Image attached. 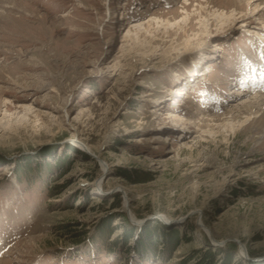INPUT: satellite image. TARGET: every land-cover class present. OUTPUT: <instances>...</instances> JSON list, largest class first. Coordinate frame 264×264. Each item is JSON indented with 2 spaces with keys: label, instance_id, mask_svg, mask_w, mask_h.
I'll return each instance as SVG.
<instances>
[{
  "label": "rangeland",
  "instance_id": "1",
  "mask_svg": "<svg viewBox=\"0 0 264 264\" xmlns=\"http://www.w3.org/2000/svg\"><path fill=\"white\" fill-rule=\"evenodd\" d=\"M128 1L131 24L119 0H0V264H126L86 245L109 216L119 235L127 209L182 235L170 255L139 263L132 250L128 264H193L230 241L235 264L246 252L264 264V115L210 120L264 93V0ZM196 64L191 97L169 100ZM87 143L86 157L68 146Z\"/></svg>",
  "mask_w": 264,
  "mask_h": 264
},
{
  "label": "trees",
  "instance_id": "2",
  "mask_svg": "<svg viewBox=\"0 0 264 264\" xmlns=\"http://www.w3.org/2000/svg\"><path fill=\"white\" fill-rule=\"evenodd\" d=\"M70 148H72L75 152L86 157V153L77 149L73 145L68 144ZM28 166V165H27ZM43 164L40 165L39 177H43V169L46 171L49 169V165H47L48 169L43 168ZM24 168V172H30L31 168ZM20 170V168L18 169ZM33 170V169H32ZM31 170V171H32ZM121 174L126 176L127 178H132L133 175H138L139 172L137 169H128L121 168L119 171ZM46 173V172H45ZM29 175H23L22 179H29ZM64 185H55L53 186L54 195L62 192ZM120 203L119 193L116 194V201L112 204L113 207H116ZM119 206V205H118ZM119 216L122 218V231L119 235L113 236L114 232H116V225H112V220L114 216H109L102 221L99 225L96 226V232L94 237H91V242L86 245L88 250L92 249L93 251L101 250L102 247L106 248L110 254L117 255V258L122 254L125 257L124 263L128 264V257L131 256L130 253L132 250H135L134 253L137 256L141 257L139 263L147 259L154 258L156 253L163 252L166 255H170L173 249H175L178 244L182 241V235L179 230L176 229H168V227H164L162 223L159 221L154 224H145L143 227H138L135 224H132L128 219L127 215L124 212H118ZM63 232L62 234L73 233L71 240L73 242H77V240L81 239V235L83 231L74 233L73 227L70 224H66L62 226ZM139 234L136 235V231L139 230ZM192 229V228H191ZM190 229V230H191ZM80 235V236H79ZM78 236V237H77ZM98 236L100 241H94L95 237ZM186 239L188 237H185ZM236 244L234 242H227V247H220L216 249H209L204 251L200 258L195 261L193 264H235L236 263ZM122 249V251H120ZM98 252V251H97ZM159 252V253H160ZM127 260V261H126ZM246 260V259H245ZM249 264H258L254 260H246ZM114 264V263H113ZM187 264V263H186Z\"/></svg>",
  "mask_w": 264,
  "mask_h": 264
},
{
  "label": "bare ground",
  "instance_id": "3",
  "mask_svg": "<svg viewBox=\"0 0 264 264\" xmlns=\"http://www.w3.org/2000/svg\"><path fill=\"white\" fill-rule=\"evenodd\" d=\"M236 1H238V0H236ZM126 6H127V2H126ZM2 8H3V6H2ZM219 12V13H218ZM215 13H217V15L218 16H221V15H224V17H231L232 16V14H229V13H227V11H224L223 9L222 10H220V8H216L215 9ZM186 14V13H185ZM154 19H156V21H157V26L158 27H164V28H169V26L170 25H173V24H178V23H180V21H184V20H186V19H188V16L187 15H178V16H176V17H174V19L172 18V19H169V18H163V17H161V16H157V17H155ZM132 22V21H131ZM135 22V21H134ZM143 23V22H142ZM142 23L140 22V23H138L137 24V22H135V24L133 25V26H135V25H142ZM191 23V22H190ZM17 24V23H16ZM149 25H151V23H149ZM147 32H149V33H151V30H149V28H147L146 27V29H145ZM131 31H132V27H131V29L130 30H128V33H127V35H125V37L127 38L128 37V35H129V39H131L132 37H130L131 36ZM187 31V30H186ZM138 31H136V35H137V37H139L138 36ZM259 34H260V38L259 39H261V40H259L261 43H264V33H261V32H259ZM127 40V39H126ZM258 41V42H259ZM262 59V58H261ZM252 77V76H251ZM253 78H254V76H253ZM255 78H257V77H255ZM259 78H262L263 79V77H259ZM258 79V78H257ZM254 81H255V79H254ZM253 81V82H254ZM258 81V80H257ZM257 83V82H256ZM255 84V83H254ZM258 84V83H257ZM256 84V85H257ZM262 84H264V82H261L260 83V85H262ZM264 89V85H262V87H260V88H258V89H256L257 91H259V90H263ZM255 90V91H256ZM188 92V91H187ZM264 93H257L255 96H253L251 99H249V100H241V101H239V100H237V102H235L234 103V106H233V108H231V109H228L227 110V112L225 113L224 112V114H222V115H225L224 117H222V115L220 114V115H218V114H212L210 117V120L211 121H213V122H216L217 123V125H219V124H221V127H230V128H232V127H234V124H235V122H241L239 119V117H240V115L243 113V114H245L246 112V114H245V116H246V121L248 120V122H250V120H253V119H255V118H258L259 119V117H261V116H263L264 115ZM263 108V109H262ZM7 110L8 109H6V112H7ZM206 113H208V112H206ZM252 113H256V115H252L251 116V114ZM256 116V117H255ZM198 118V117H197ZM208 121V120H207ZM225 121H227L226 123H223V122H225ZM213 124V123H212ZM215 124V123H214ZM230 124V125H229ZM209 125V124H208ZM236 126V125H235ZM211 128H214V126L213 125H210L209 126V129H211ZM218 131V130H217ZM167 136H169V135H167ZM85 147L86 148H88V149H90V150H92V146L90 145V143H87V144H85ZM131 216V215H130ZM132 217V216H131Z\"/></svg>",
  "mask_w": 264,
  "mask_h": 264
},
{
  "label": "water",
  "instance_id": "4",
  "mask_svg": "<svg viewBox=\"0 0 264 264\" xmlns=\"http://www.w3.org/2000/svg\"><path fill=\"white\" fill-rule=\"evenodd\" d=\"M126 215H128L129 219L133 222V219L130 218V215H131L130 210H128V209L126 210ZM135 224H136V222H135ZM244 251L246 252V248L245 247H244ZM251 258H253V257H251Z\"/></svg>",
  "mask_w": 264,
  "mask_h": 264
}]
</instances>
